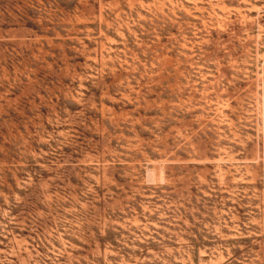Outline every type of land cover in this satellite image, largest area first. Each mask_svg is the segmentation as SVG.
Instances as JSON below:
<instances>
[{"label":"rangeland","instance_id":"obj_1","mask_svg":"<svg viewBox=\"0 0 264 264\" xmlns=\"http://www.w3.org/2000/svg\"><path fill=\"white\" fill-rule=\"evenodd\" d=\"M0 264H264V0H0Z\"/></svg>","mask_w":264,"mask_h":264}]
</instances>
